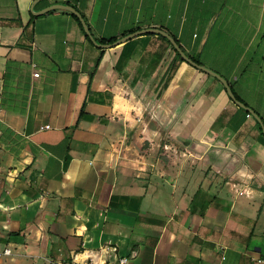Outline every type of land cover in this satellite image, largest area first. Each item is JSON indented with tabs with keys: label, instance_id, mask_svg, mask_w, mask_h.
<instances>
[{
	"label": "crops",
	"instance_id": "crops-1",
	"mask_svg": "<svg viewBox=\"0 0 264 264\" xmlns=\"http://www.w3.org/2000/svg\"><path fill=\"white\" fill-rule=\"evenodd\" d=\"M54 5L264 124V0H0V264H264L256 120Z\"/></svg>",
	"mask_w": 264,
	"mask_h": 264
},
{
	"label": "water",
	"instance_id": "water-1",
	"mask_svg": "<svg viewBox=\"0 0 264 264\" xmlns=\"http://www.w3.org/2000/svg\"><path fill=\"white\" fill-rule=\"evenodd\" d=\"M51 10H63V11L69 12L70 14H73L79 20L80 25L82 27V30H83L84 34L88 37L90 42L95 47H98V48H101V49H108L110 47L120 45V44L125 43L126 41L134 38V37H137V36H140V35H145V34H155V35H159V36L163 37L173 47V49L179 54L180 58L185 63H187L191 67H193V68H195L197 70H200V71L204 72L205 74L215 78L216 80H218L222 84L224 89L226 90L227 95L231 99V101L235 105H237L239 108L245 110L248 114H250L256 120V122L259 124V126L261 128V131L264 134V124H263L262 120L251 109L245 107V105H243L241 102H239V101H237L235 99V97H234L233 93L231 92V89H230L229 85L227 84V82L223 78H221L219 75H217L216 73L212 72L211 70H209V69H207V68H205V67H203L201 65H198L195 62H193L189 57H187L185 55V53L181 50L180 46L177 45L175 40L173 38H171L165 32H163L161 30H158V29L140 30V31L133 32L131 34H128V35L120 38L119 40H117L113 44H98L93 39V37L91 36V34L89 32V29H88L87 25L85 24V22H84L83 18L81 17V15L75 9H73L70 6L54 5V6L48 7L47 9H45V10L39 12V13H36V15H41V14H43V13H45L47 11H51Z\"/></svg>",
	"mask_w": 264,
	"mask_h": 264
},
{
	"label": "built area",
	"instance_id": "built-area-1",
	"mask_svg": "<svg viewBox=\"0 0 264 264\" xmlns=\"http://www.w3.org/2000/svg\"><path fill=\"white\" fill-rule=\"evenodd\" d=\"M33 78H38L39 77V74L38 73H33ZM3 228H5V226H3ZM109 250H107V253L108 252H112L114 253V257L112 259H110L109 257L106 258V260L102 263V264H128V259L125 257V256H116L115 255V248H109ZM11 254L10 250L5 248L3 250H0V258L1 257H7Z\"/></svg>",
	"mask_w": 264,
	"mask_h": 264
},
{
	"label": "trees",
	"instance_id": "trees-1",
	"mask_svg": "<svg viewBox=\"0 0 264 264\" xmlns=\"http://www.w3.org/2000/svg\"><path fill=\"white\" fill-rule=\"evenodd\" d=\"M65 13H68V12L65 11ZM69 14H70V13H69ZM70 16H71V17L77 22V24H78V25L80 26V28L82 29L79 20H78L73 14H70ZM85 37H86V39H87L88 41H90L86 35H85ZM174 40H175V39H174ZM116 41H117V39H116V38H113V39H110V40H107V41H105V40H99L98 43H99V44H113V43L116 42ZM175 42H176L177 45L179 46L178 41L175 40ZM168 44H169V43H168ZM169 46H170L171 50L173 51L175 58L178 59V60H180L181 62L185 63V62L180 58L179 54L173 49V47H172L170 44H169ZM181 50H182V49H181ZM189 58H190L193 62H195L196 64H199V62H198L196 59L191 58V57H189ZM185 64H187V63H185ZM97 66H98V64H97ZM90 78H91V75H90ZM246 114H247V113H246Z\"/></svg>",
	"mask_w": 264,
	"mask_h": 264
}]
</instances>
